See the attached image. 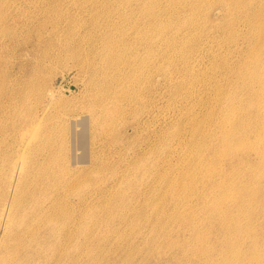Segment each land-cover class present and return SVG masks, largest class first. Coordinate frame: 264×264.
<instances>
[{
  "label": "rangeland",
  "instance_id": "374dc122",
  "mask_svg": "<svg viewBox=\"0 0 264 264\" xmlns=\"http://www.w3.org/2000/svg\"><path fill=\"white\" fill-rule=\"evenodd\" d=\"M237 254H264V0H0V264Z\"/></svg>",
  "mask_w": 264,
  "mask_h": 264
},
{
  "label": "bare ground",
  "instance_id": "6f19581e",
  "mask_svg": "<svg viewBox=\"0 0 264 264\" xmlns=\"http://www.w3.org/2000/svg\"><path fill=\"white\" fill-rule=\"evenodd\" d=\"M181 63L183 64L182 66V69H178V68H174V72H177V76L179 77L180 75V72L183 73V79H187L189 77V72L188 70H186V67L189 66L190 62L188 61V59L184 58L183 60H181ZM158 65V64H156ZM154 65V68L153 67H150L149 65L146 66L148 68H151L154 76L151 78H149V70L146 71V75H148V79H147V82L150 84V86H146L147 88L146 91H150L151 95H150V104H149V107L151 106V111L154 110V108L158 107L157 104H158V80H157V76H158V67ZM155 66L157 68H155ZM187 74V77L185 78V75ZM144 89V90H145ZM145 94V92H144ZM142 94L139 96V97H135V96H131L128 100V105L127 107L134 103H139V101L141 102L142 101ZM200 123V122H199ZM202 124V122L200 123ZM197 125V124H196ZM195 125V122L193 124V126H196ZM102 158V157H101ZM98 155H94L93 152H91L90 154V162L92 163H97L100 159H101ZM105 160V159H104ZM102 161V160H101ZM104 164V163H103ZM158 163L154 164L153 165V168H154V174L156 176L154 177H157L158 178V168H156ZM148 170V169H147ZM149 171V170H148ZM64 225H65V221L63 222V228H64ZM206 264H211L210 262H208V260L205 261ZM219 263H222V264H264V254H253V255H249V256H246L245 254H237V255H233L231 256L230 258H220L219 261L217 262V264ZM214 264V263H212Z\"/></svg>",
  "mask_w": 264,
  "mask_h": 264
}]
</instances>
